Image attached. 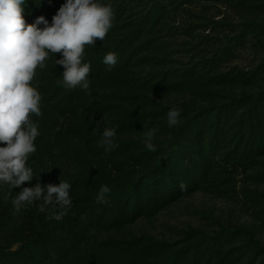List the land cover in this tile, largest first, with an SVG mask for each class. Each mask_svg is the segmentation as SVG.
Masks as SVG:
<instances>
[{
    "label": "trees",
    "instance_id": "trees-1",
    "mask_svg": "<svg viewBox=\"0 0 264 264\" xmlns=\"http://www.w3.org/2000/svg\"><path fill=\"white\" fill-rule=\"evenodd\" d=\"M65 2L26 0L24 18L51 23ZM99 2L115 19L85 50L89 89L63 86L60 54L33 81L42 115L32 116L35 176L23 186L66 181L72 207L60 221L42 202L23 207L0 233V264H264V0ZM245 49L258 60L232 64ZM108 52L118 56L111 70ZM172 108L180 123L169 127ZM144 125L158 128L156 151ZM105 128L116 131L109 152L98 143ZM101 185L107 203L96 201ZM196 193L235 202L250 225L189 226L173 240L130 230Z\"/></svg>",
    "mask_w": 264,
    "mask_h": 264
},
{
    "label": "clouds",
    "instance_id": "clouds-1",
    "mask_svg": "<svg viewBox=\"0 0 264 264\" xmlns=\"http://www.w3.org/2000/svg\"><path fill=\"white\" fill-rule=\"evenodd\" d=\"M25 2L0 0V185L20 189L11 201L16 211L39 201L40 212L46 208L50 211L46 219L60 221L72 207L70 183L60 180L58 184L42 186L38 177L34 187L23 186L35 176L28 160L37 150L35 141L40 132L32 116L42 115V96L33 81L37 70L46 68L50 56L60 54L62 58L55 60V66L63 67V86L88 90L91 65L84 62L85 50L95 47L97 39H106L115 15L110 4L99 0H66L51 23L43 16L28 23L24 18ZM117 62L115 52L103 57L109 70ZM180 115L176 108L166 113L169 127L180 123ZM144 128L147 129L143 131L145 147L156 151L152 141L158 128L147 125ZM115 137V129L105 128L99 146L105 152L111 151ZM109 192L107 185H101L97 203H107L105 196Z\"/></svg>",
    "mask_w": 264,
    "mask_h": 264
},
{
    "label": "rangeland",
    "instance_id": "rangeland-1",
    "mask_svg": "<svg viewBox=\"0 0 264 264\" xmlns=\"http://www.w3.org/2000/svg\"><path fill=\"white\" fill-rule=\"evenodd\" d=\"M221 16H215L220 19ZM235 20V15H232ZM259 55L252 49L240 51L232 64L248 67ZM2 146V145H0ZM19 188L0 185V233L13 229L22 219V209L16 211L11 203ZM250 225L251 220L235 202L203 193H196L160 212L153 220L141 219L130 227L132 232H148L158 238L177 239L179 231L189 226L211 231L217 224ZM264 242V234L259 236Z\"/></svg>",
    "mask_w": 264,
    "mask_h": 264
}]
</instances>
